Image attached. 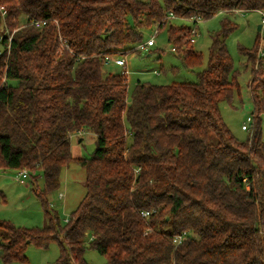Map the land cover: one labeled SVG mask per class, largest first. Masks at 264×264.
<instances>
[{
  "label": "trees",
  "instance_id": "trees-1",
  "mask_svg": "<svg viewBox=\"0 0 264 264\" xmlns=\"http://www.w3.org/2000/svg\"><path fill=\"white\" fill-rule=\"evenodd\" d=\"M0 7V170L27 169L34 185L42 174L45 187L36 191L49 217L43 228L0 220V260L26 262L30 244L58 242V264H90L88 248L106 264H264L260 36L239 49L253 74L247 141L220 110L240 93L227 45L236 24L211 36L196 82H138L129 99L128 74L105 65L106 55L139 51L129 47L159 24L182 66L201 67L193 26L176 20L264 12V0H0ZM87 132L96 136L95 150L75 158L72 137ZM73 160L86 170L87 191L63 222L48 196Z\"/></svg>",
  "mask_w": 264,
  "mask_h": 264
},
{
  "label": "rangeland",
  "instance_id": "rangeland-1",
  "mask_svg": "<svg viewBox=\"0 0 264 264\" xmlns=\"http://www.w3.org/2000/svg\"><path fill=\"white\" fill-rule=\"evenodd\" d=\"M25 21V16L21 17ZM178 23L191 25L198 30L195 37V48L204 54V62L201 67L186 69L182 66V60L168 40V29L161 28L155 35V44L139 51L133 50L119 55L127 61L128 93L129 99L138 82L152 84H170L174 81L196 82L198 72L203 70L209 58V48L212 43V35L219 32L225 23L236 24L227 38L228 49L234 60V67L239 71L240 93L235 92L231 102L223 101L220 110L225 123L232 133L240 141H247L252 132L253 124L247 121L253 117V103L247 84L252 77L250 70H245V58L240 53V47L253 48L257 37L260 36L259 47L264 46V25L262 15L257 11L245 13L225 14L220 13L207 20H200L197 24L187 20H176ZM156 26L143 29V41L131 45L129 48H137L154 36ZM260 49V48H259ZM258 49V52H259ZM4 46L0 41V55ZM258 58H260L258 56ZM258 65V64H257ZM256 65V68H257ZM264 66V60H263ZM113 71L123 72V68L115 64L106 67ZM106 70V69H105ZM247 124L248 130L242 129ZM262 133L264 141V114L262 120ZM79 138L83 141L80 143ZM72 152L75 158L90 157L96 147V136L92 133H83L72 137ZM19 171L7 169L0 171V189L6 195V202L0 204V220H7L14 225L24 228H43L49 223L42 202L37 195V189L45 187L44 176L41 174L34 185L30 178H25V183L16 180ZM86 170L73 160L65 166L61 173V185L48 196L50 207L56 211L63 222L76 210L86 195ZM61 249L58 242H52L47 248H40L30 244L26 250V262L0 264H58ZM85 258L90 264H106V258L93 248H88Z\"/></svg>",
  "mask_w": 264,
  "mask_h": 264
},
{
  "label": "built area",
  "instance_id": "built-area-1",
  "mask_svg": "<svg viewBox=\"0 0 264 264\" xmlns=\"http://www.w3.org/2000/svg\"><path fill=\"white\" fill-rule=\"evenodd\" d=\"M0 12L2 13L3 16L5 15V11L2 10L1 7H0ZM259 13L262 15V24L264 25V12L263 11H260ZM168 16L170 18H172V19L173 18H178L173 12H169V15ZM185 20L197 24L201 19H199V18H192V19H185ZM45 24H46L45 21H35V25L38 26V27H41V26H43ZM159 31H160V26L158 24V25H156V31H155L154 36L151 37L146 43L140 44L139 46H137L136 49L137 50H142V49H146L148 46H153L155 44V35ZM191 33H192V36H193L192 37V41L195 42V37H196V35L198 33V30L195 27H193L192 30H191ZM11 40H12V34H9V41H11ZM61 42H62V47L67 48L70 51H72L70 49L69 43H68V41L66 39L61 38ZM259 48L260 49H259V52H258V56L259 57H264V46H261ZM172 49H173V51H176V49L174 47ZM111 64H115L117 66L122 67L124 69L123 72L128 74V72L126 70L127 69V61H126V59L124 57L119 56V55H114V54L106 55V57H105V65L106 66H109ZM247 121L251 124L253 122V117L249 116L248 119H247ZM248 128H249V126L247 124H244L242 126V129H244V130H248ZM28 174H29V171L27 169H23V170L19 171V174H18L17 177L20 179L21 182H24L25 178L28 177ZM150 213H151V211H147V210L146 211H142V215L144 217L149 216ZM67 220L68 219H66V221ZM184 235H185V233L183 235H177L174 238V241L176 243H181L182 240H183V238H184Z\"/></svg>",
  "mask_w": 264,
  "mask_h": 264
},
{
  "label": "crops",
  "instance_id": "crops-1",
  "mask_svg": "<svg viewBox=\"0 0 264 264\" xmlns=\"http://www.w3.org/2000/svg\"><path fill=\"white\" fill-rule=\"evenodd\" d=\"M236 14V13H235ZM263 27V24L262 25H260V29ZM83 134V133H82ZM81 135V134H80ZM76 136H78V135H76ZM83 141V139L82 138H79V142L81 143ZM1 171V170H0ZM16 180H19L20 181V179L17 177L16 178ZM21 182V181H20ZM21 183H25V180H24V182H21Z\"/></svg>",
  "mask_w": 264,
  "mask_h": 264
},
{
  "label": "water",
  "instance_id": "water-1",
  "mask_svg": "<svg viewBox=\"0 0 264 264\" xmlns=\"http://www.w3.org/2000/svg\"><path fill=\"white\" fill-rule=\"evenodd\" d=\"M259 29H260V26H259Z\"/></svg>",
  "mask_w": 264,
  "mask_h": 264
}]
</instances>
